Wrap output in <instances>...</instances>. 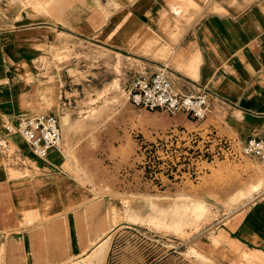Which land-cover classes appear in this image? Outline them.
Listing matches in <instances>:
<instances>
[{
  "label": "crops",
  "instance_id": "obj_1",
  "mask_svg": "<svg viewBox=\"0 0 264 264\" xmlns=\"http://www.w3.org/2000/svg\"><path fill=\"white\" fill-rule=\"evenodd\" d=\"M5 1L0 0L3 264H65L69 258L87 256L100 241H92L95 233L103 235L106 228L104 201L95 197L65 215L66 242L58 223V195L66 183L58 177L62 170L55 158L61 148L36 157L17 133L6 130L20 116L35 114L21 110V79L24 63L37 52L35 42L44 37L55 36L50 41L56 45L82 40L111 46L142 62L144 70L137 73L165 68L175 90L205 89L208 111L202 120L141 109L143 125L137 130L146 135L151 128L172 125L212 128L242 143L264 131V0H115L117 6L104 22L100 9L91 11L81 1L56 3L48 15ZM251 179L259 185L260 177ZM261 184L222 223L228 242L239 250L264 253V178ZM226 250H231L229 245Z\"/></svg>",
  "mask_w": 264,
  "mask_h": 264
},
{
  "label": "rangeland",
  "instance_id": "obj_2",
  "mask_svg": "<svg viewBox=\"0 0 264 264\" xmlns=\"http://www.w3.org/2000/svg\"><path fill=\"white\" fill-rule=\"evenodd\" d=\"M7 1L48 15L56 3L72 0ZM73 1L100 9L103 22L117 6L115 0ZM54 37L35 42L37 52L24 63L21 110L55 113L61 125L55 158L67 183L58 195L62 237L68 242L65 215L95 197L104 201L106 223L103 235L92 236L100 240L94 249L65 264H264L263 252L228 242L222 225L242 198L263 186L264 164L248 156L226 159L227 137L212 128L137 130L141 109L167 113L137 108L126 97L124 86L144 70L142 62L82 40L56 45ZM187 131L192 137L183 139Z\"/></svg>",
  "mask_w": 264,
  "mask_h": 264
},
{
  "label": "built area",
  "instance_id": "obj_3",
  "mask_svg": "<svg viewBox=\"0 0 264 264\" xmlns=\"http://www.w3.org/2000/svg\"><path fill=\"white\" fill-rule=\"evenodd\" d=\"M126 97L137 108L161 109L169 114L185 113L194 120H202L208 111L207 92L201 86L177 91L165 68L139 72L124 86ZM8 132L17 133L36 157H46L50 149L61 148L62 134L59 119L47 112L24 114L15 125H6ZM191 138V131L182 133ZM229 143L224 148L226 159L248 156L264 164V131L242 143Z\"/></svg>",
  "mask_w": 264,
  "mask_h": 264
}]
</instances>
